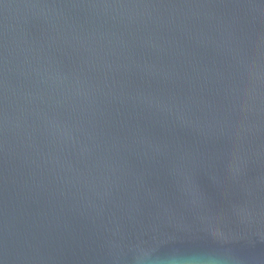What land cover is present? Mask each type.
<instances>
[{"label": "water", "instance_id": "water-1", "mask_svg": "<svg viewBox=\"0 0 264 264\" xmlns=\"http://www.w3.org/2000/svg\"><path fill=\"white\" fill-rule=\"evenodd\" d=\"M0 264H264V0H0Z\"/></svg>", "mask_w": 264, "mask_h": 264}]
</instances>
